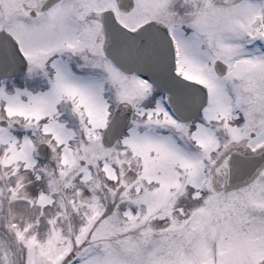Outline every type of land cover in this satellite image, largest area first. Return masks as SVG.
I'll use <instances>...</instances> for the list:
<instances>
[{
  "label": "snow or ice",
  "instance_id": "obj_1",
  "mask_svg": "<svg viewBox=\"0 0 264 264\" xmlns=\"http://www.w3.org/2000/svg\"><path fill=\"white\" fill-rule=\"evenodd\" d=\"M0 264H264V0H0Z\"/></svg>",
  "mask_w": 264,
  "mask_h": 264
}]
</instances>
